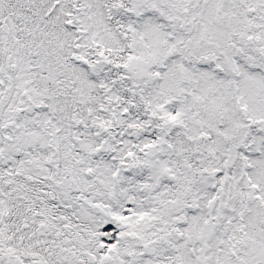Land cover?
Segmentation results:
<instances>
[{"label": "snow or ice", "instance_id": "obj_1", "mask_svg": "<svg viewBox=\"0 0 264 264\" xmlns=\"http://www.w3.org/2000/svg\"><path fill=\"white\" fill-rule=\"evenodd\" d=\"M0 264H264V0H0Z\"/></svg>", "mask_w": 264, "mask_h": 264}]
</instances>
